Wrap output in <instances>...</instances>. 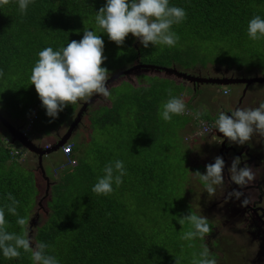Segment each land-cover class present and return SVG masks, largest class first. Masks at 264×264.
I'll return each instance as SVG.
<instances>
[{"label": "trees", "instance_id": "16d2710c", "mask_svg": "<svg viewBox=\"0 0 264 264\" xmlns=\"http://www.w3.org/2000/svg\"><path fill=\"white\" fill-rule=\"evenodd\" d=\"M105 4L106 0H33L26 14H21L17 0H10L8 5L0 6V71H3L0 85L5 74L8 84H21L19 80L7 78V74L16 71L28 78L41 50L45 47L59 50L71 40L79 41L83 37L84 27L102 36L105 44L104 55L107 57L104 64H107V68L112 67L110 72L126 69L137 62L165 64L168 51L159 50L153 45L151 48L138 46L130 34L122 46L110 41L95 21L97 11ZM169 4L184 8L187 14L183 22L172 26V31L179 36L178 45L185 44L192 51L199 50L201 45L209 51L218 46L227 52L232 51L235 55L227 63L236 64L234 69L240 71L241 75H245V72L240 69L263 64L259 47H264V39L251 40L247 35V25L255 15L264 18V0H169ZM198 61L212 63L204 57ZM200 65L204 64H198L196 69ZM174 66L175 64L172 67ZM179 66L182 69L192 68L187 64ZM143 70L144 73H139L137 79L149 78L148 82L143 80L145 85H139L138 80L136 86H131L132 83L125 80L108 84V87L111 92L114 86H123L124 90L119 91L126 98L123 106L132 109L144 128V134L149 137V141L154 142L157 137L154 131L155 123H158L157 107L170 98L167 90L175 81L181 86L177 89L181 97L185 84L177 81V78L188 80L174 74L169 75L170 73L166 75L173 78L147 76V72L155 69ZM177 70L181 71L179 68ZM254 71L258 72L256 69ZM194 84L189 92L192 100L203 93L197 87L199 83ZM127 87L131 90L127 91ZM120 94L109 99L110 102L105 105L113 110L118 105L120 109ZM76 107L77 104L72 105L70 112L77 111ZM1 110L0 113L14 124L7 113ZM78 146L74 143L72 152L75 153L70 154L75 163L72 166L70 164L67 174L63 172L52 186L51 195L46 201L49 213L43 222L34 225L31 215L39 190L37 179L32 171L13 158L10 146L0 138V207L11 203L7 199L9 193L20 202L17 212L20 217L30 219L29 235L33 238L32 246L37 242L48 244L46 254L55 256L59 264H176L179 255L170 238L164 232L145 224L146 213L135 211L127 205L125 189L119 193L113 183L114 191L107 196L92 192L95 179L84 174L85 164L79 166L76 157ZM152 150L160 153L161 157L160 146L150 147L147 153L141 148L144 155L142 160L129 157V169L136 181L142 185V192L135 193L134 196L141 203L167 204L166 173L170 170L168 165L157 162L160 158L157 159L151 153ZM199 167L203 168L201 173L206 170L204 163L199 162ZM196 212L195 214L200 215ZM5 216L8 221L6 230L21 234L23 230L16 223L17 216L8 213L6 208ZM164 216L165 213L155 214L153 219ZM201 245L198 246L199 253L207 247L204 243ZM213 245L222 251L223 245L218 241H213ZM20 251L19 258L9 260L0 250V264H33L31 253L22 249ZM216 256L215 252L209 251L210 258L216 259Z\"/></svg>", "mask_w": 264, "mask_h": 264}, {"label": "rangeland", "instance_id": "374dc122", "mask_svg": "<svg viewBox=\"0 0 264 264\" xmlns=\"http://www.w3.org/2000/svg\"><path fill=\"white\" fill-rule=\"evenodd\" d=\"M130 36L136 41L138 46L142 45L137 38L133 37L131 34ZM179 42L180 41H178L174 47L156 45V48L158 47L159 50L164 49L168 51V54H166V59H164L165 64L152 65L171 68L173 64H175L176 69L179 68L185 73H190L199 77H213L214 75L221 77L225 75V77L229 76L230 78H235L241 75L240 71L234 69L236 64L232 65L231 62L227 63L228 60L232 58V55H235L234 52H227L220 46L216 49L211 48L209 51L203 45L200 47L201 50L192 51L191 49H187L185 44L178 45ZM148 48H151V44ZM259 51L261 52L260 59L263 64H253L250 66L254 67L242 68L240 69L242 72L244 71L245 74L249 75L256 73L264 76V47H259ZM201 57H204L205 60L209 59L212 63L199 62L198 60ZM179 64H187L192 68L182 69ZM198 64L204 65H200L198 69H196ZM103 66L106 67L107 64ZM143 69L133 70L109 84H117L121 81L128 80L132 83L131 86H136L139 80V85H145L146 80L147 82L150 80L149 78L137 79L139 73H144ZM255 69L258 70V72H255ZM117 71L118 69L115 70V72ZM115 72H110V75ZM228 73L229 75H227ZM166 74L168 73L155 70L147 72L145 75L173 78V76H167ZM4 76L6 77V74ZM5 77L0 85V108L7 113L9 118L20 119V123L25 124V127L19 129L27 133L26 136L36 145L42 148H44L45 145L52 146L51 144L57 142L65 135L68 124L72 122L75 115V111L72 113L70 112L72 105L65 108V110L59 114V117L53 120L46 115V110L42 107V102L38 97L35 86L31 84L30 76L27 78L25 74L17 73L16 71L8 73L7 78L22 82L16 85L8 84ZM143 80H145V82ZM176 80L185 84L182 89L183 94L181 97L177 92V89L181 88L178 82L175 81L172 83L170 89H172L173 96L184 100L186 112L183 115H173L171 121H164L159 115L161 106L164 103L163 101V103L157 107L156 120L158 123H155L156 130L154 129L157 137L154 142L149 141V137L144 134V128L140 125L138 117L134 116L132 109H126L123 106V102L126 98L119 93L121 89L124 90L121 85L118 86V88L114 86L112 89L113 91H111L112 97L114 98H116L117 94H120V109L118 105L114 110L111 109L108 105H105L108 104L110 100L99 96L82 114L77 124L78 127L71 132L65 144L71 142V144L77 143L79 145L76 154L79 166L85 164V167L83 166L84 174L89 178L95 179V183L99 177L104 175L103 169L107 164L115 162L116 160L123 161L127 174L122 177L123 183L120 186L117 187L115 185L116 191L120 193L125 189V201L128 202L127 205L135 211L146 213L145 224L164 232L168 238H170L169 240L174 250L179 255L177 260L178 264H194V261L199 260L200 253L198 246H202V243L208 247L209 251L215 252L217 254L215 260H219L222 254L215 250L213 246V241L215 240H211V238L214 235L220 238L221 241L222 238L225 237L226 241L224 245L227 249L231 247L229 240L231 238L233 239L232 241L236 246L231 247L233 249L232 252L239 249L241 253V257L238 258V260H240L239 264L242 262L246 264L262 263L261 254L256 260L259 249L257 250L254 241L248 236V232L253 231L255 226L251 225L249 228H242V231L240 230L242 233H239V235L235 230L232 232L229 230L228 232L224 228L227 227L225 224L231 221L230 219L237 220L239 219L238 216L244 213L241 211L240 207L238 208L239 213H236L235 210L232 209L234 208L232 206L233 200H230L225 204L226 208L230 211L227 212L229 216L219 214L216 207L217 202L216 200L214 201V199H218V194L221 193L224 184L215 186V195L209 196L204 189V185L195 175V172L197 170L201 171L202 168L199 167V162L202 164L204 163L205 166L209 163H214L211 156L213 154L215 156L217 155L220 142L223 138L221 134L217 135L214 133L211 135L205 132L202 136L204 140L199 138L195 140L194 135H197L196 132L202 130L205 124H210V128H212L214 126V121L218 118L217 114L221 111L220 107L226 106L227 109H231L234 106L235 100L241 93V88L238 85L220 84L218 89L222 86H227L231 89L230 94L225 96L218 90L219 92L215 96H212L213 91L215 94V88H217V86L212 87L210 84H198L197 87L205 95L200 93L192 100L190 99L189 93L192 88L191 86H193L192 83L178 78ZM130 90L131 88L127 87V91ZM249 90L250 91L246 93L247 98L245 102L238 105L240 106L239 108H255L259 106L261 100L264 101V82L251 83ZM224 100H226V102H224ZM81 103L82 102L77 103L75 110H78ZM1 109L0 112L2 111ZM94 110L96 111L94 112ZM197 113H201L202 115L197 118ZM215 131L218 132V130ZM0 134L2 141L10 146L13 158L18 160L24 168L32 171L37 179L39 190L36 195V203L31 216L34 225L40 224L49 213L46 201L51 195L52 186L60 179L63 172L67 174V167H71L73 164L70 166L69 162L67 163L66 157L62 154L61 150L52 151L48 155L43 156L41 161L40 159L38 160L35 155L27 151L20 144L12 142V137L1 124ZM253 139L256 142L260 141V136L254 134L252 140ZM261 141L264 142V138H262ZM158 146H160L162 152L161 157H159L160 153L155 152V150H152L151 153L157 159L160 158L157 162L168 165V170H170V172L166 173L168 184L166 189L167 204L157 203L154 205L151 203H141L135 198V193L142 192V185L136 181V177L132 175L129 169V157L142 160L144 155L141 152V148L147 153L150 147L158 148ZM206 146H208V149H206L207 151L201 152L202 150L200 149H205ZM211 149H213V151H210ZM235 150L237 152L240 151L239 148H235ZM257 152L264 158V145L259 147ZM73 153L75 152H71V154ZM242 156L246 157V159L243 160H248L244 152L239 157L242 159ZM57 163L58 166L56 167ZM245 164L249 166L250 162H245ZM205 172L206 170H202V173ZM258 180L254 181L252 184L256 185L259 183ZM224 183H227V181L225 180ZM228 190L230 192L232 189ZM255 192L257 191L253 190V193ZM255 195L258 194L255 193ZM260 201L261 200H257L256 202L260 203ZM261 203L264 204V198ZM196 211H198L200 215L206 216L212 227V232L206 235L204 239L198 238L200 242L196 238L190 240L183 239L182 236L190 229V225L185 222V224L181 226L177 219V217H182L190 213H197ZM160 213H165L166 216L153 219V215ZM235 215L237 217H235ZM162 228H168V230L166 231ZM225 258L227 259L225 264H229V261H232L227 253H225Z\"/></svg>", "mask_w": 264, "mask_h": 264}, {"label": "clouds", "instance_id": "9594fccd", "mask_svg": "<svg viewBox=\"0 0 264 264\" xmlns=\"http://www.w3.org/2000/svg\"><path fill=\"white\" fill-rule=\"evenodd\" d=\"M21 14H26L27 8L33 0H17ZM10 0H0V6H6ZM186 11L182 7L170 6L169 0H106L95 16L96 25L108 39L118 46L125 43L131 34L137 38L144 48L149 45H165L174 47L179 36L172 31V26L180 24L186 19ZM247 35L253 40L264 39V18L255 15L247 25ZM104 40L96 31L84 27L82 39L71 40L67 46L59 50L45 47L38 53L39 59L31 69L30 81L46 110V115L53 120L69 105L80 102L87 103L93 96L99 95L105 99H114L109 91L108 80L110 71L103 66L107 57L104 55ZM3 76V71H0ZM225 96L231 89L222 86L219 89ZM169 99L161 106L159 115L164 121H171L173 115H183L186 112V104L182 98L172 96V90L168 89ZM202 114L197 113V118ZM218 130L227 138L230 144L245 145L252 140L254 134L264 137V102L255 108H236L231 115L220 111L212 128H203L197 135H204ZM65 153H71V145L65 147ZM225 160L221 156L214 158V163L206 165V172H195L196 177L204 185L209 196H214L216 187L225 181ZM104 175L99 177L92 188L97 195H109L113 189V183L118 187L123 183L122 177L126 170L121 160L110 162L103 169ZM229 178L238 186L227 193L226 202L239 200L241 207L248 205L243 189L255 179L251 168L244 164L241 166V157L232 159L228 168ZM241 197H244L241 199ZM7 199L11 202L0 207V250L6 259L19 258L21 249L31 253L33 264H59L57 258L46 254L49 245L43 242L35 243L33 247L32 237L29 235L30 219L20 217L17 212L19 201L9 193ZM7 212L17 216L16 223L23 230L21 234L10 233L6 230L8 221ZM181 226L187 222L190 229L182 236L190 240L199 237L204 239L212 232L208 218L203 215L190 213L177 217ZM176 264L178 261L176 260ZM194 264H217L214 258L209 257L207 247L200 253V259Z\"/></svg>", "mask_w": 264, "mask_h": 264}, {"label": "flooded vegetation", "instance_id": "af4514ba", "mask_svg": "<svg viewBox=\"0 0 264 264\" xmlns=\"http://www.w3.org/2000/svg\"><path fill=\"white\" fill-rule=\"evenodd\" d=\"M233 75H235V74H233ZM238 77L239 76H236L235 78H238ZM189 82H191V81H189ZM244 86H245V84H244ZM98 97H99V95H96L93 98V100L89 103V105L86 107V109L83 111V113L87 110V108ZM83 103L84 102L81 103L80 107L82 106ZM80 107L78 108V110L80 109ZM239 107L240 106H237L236 108H239ZM78 110L75 111V115H74L73 119L75 118ZM73 119H72V121H73ZM70 124H68V127ZM77 127L78 126H76V128ZM214 133H216L217 135L221 134V133H219V131L217 132L215 130H213V132H211L209 134L212 135ZM202 136L203 135H196L197 138L204 140V139H202ZM221 136H223V135L221 134ZM219 147L220 148L217 151L216 156L219 155L225 160V168H226L228 179L226 180L227 183H223L224 188L222 189L221 193L218 194V199H214V201L216 200V202H217L216 203L217 211L219 212L220 215L229 216V214H227V212H230V211L225 206V204L228 201L226 202L225 197L227 196V193L229 192L228 189L238 188V186L231 182V180L229 178L228 168L231 165L232 159L237 157V156H241V154L244 152L247 155L248 160H243L246 157L242 158L241 159V166H243L245 164V162H250V165L248 167L251 168L252 172L255 175V179L250 181L247 184V186H245L243 189H241V191L244 192L245 197L249 200V203L247 206L241 207L240 201L233 199L232 206L234 208H232V209H234L236 213H239L238 208L240 207L241 211L246 213V214L241 213L238 216L239 219H237V220L230 219L231 221H228L227 224H225L227 227H224V228L228 232H229V230L231 232L235 230L236 233H238V235H239V233H242V232H240V230L242 231V228H246V227L249 228L251 225L255 226V229L253 231L248 232V236L250 239H252L254 241V244L256 245L257 250L259 249L256 260L258 259V256L260 254L262 255V263L258 262L256 264H264V204L261 203L262 199L264 198V158L262 157L261 154H259V152H257L258 148L260 147V143H259V141H257V142L250 141V142H248V144H245V145L230 144V143H228L227 138L223 137V140L220 142ZM235 148H239L240 151L237 152L235 150ZM206 149H208V146H206L205 149H200V150H202L203 152H206L207 151ZM210 151H213V149H211ZM216 156L213 154L211 156L212 160H214V158ZM257 180L259 181V183H257L256 185H253L252 183L254 181H257ZM227 186H228V189H227ZM253 190L257 191L255 193H257L258 195H255V193H253ZM243 198L244 197H241V199H243ZM257 200H261L260 203H257L256 202ZM232 206H230V207H232ZM235 217H237V216L235 215ZM211 240H216L220 244L223 245L222 251H219V250H217L216 247H214L215 250H217L219 253L222 254L221 258L219 260H216L218 262V264H225V261L227 260L225 258V253H227L228 257L232 260V261H229V264H239L240 260H238V258L241 257V253H240L239 249H237L235 252H232L233 249L231 247L236 246L234 244V242L232 241L233 240L232 238L229 240V243L231 245V247L229 249L225 248V245H224V242L226 241L225 237L222 238L223 243H222L220 238L216 237V235H214L211 238ZM216 258H217V256H216ZM241 264H246V263L242 262Z\"/></svg>", "mask_w": 264, "mask_h": 264}, {"label": "water", "instance_id": "95a60500", "mask_svg": "<svg viewBox=\"0 0 264 264\" xmlns=\"http://www.w3.org/2000/svg\"><path fill=\"white\" fill-rule=\"evenodd\" d=\"M140 68L144 69H155V70H162L166 73L174 74L178 77H182L184 79H187L191 82H197V83H210V84H230V83H237V82H244L245 88L249 83L252 81H263L264 77H254V78H230V77H199L192 75L190 73H185L183 71L177 70L175 67H161L157 65L147 64V63H140L137 62L133 66H130L126 69L118 70L117 72L110 75V78L108 80V84L112 82L113 80H116L117 78ZM245 88L243 91H245ZM95 96L91 98V100L87 103H83L80 109L78 110L75 118L69 125L65 135L60 138L55 144L52 146H48L47 148H42L38 145H36L28 136H26L27 133H24V131H21L19 127H16L13 125L9 120H7L2 114H0V124L4 126V128L8 131V134L12 137V142H17L20 144L23 148H25L27 151L31 152L32 154L36 155L38 160L40 161L43 159V156L48 155L52 151H57L59 148L68 140V138L71 135V132L76 128L77 124L79 123L83 111L86 109V107L89 105V103L93 100ZM41 167V163H40ZM43 172V170H42Z\"/></svg>", "mask_w": 264, "mask_h": 264}, {"label": "crops", "instance_id": "0c3cea01", "mask_svg": "<svg viewBox=\"0 0 264 264\" xmlns=\"http://www.w3.org/2000/svg\"><path fill=\"white\" fill-rule=\"evenodd\" d=\"M245 74V73H244ZM195 76H197V75H195ZM213 77H218L217 75H214ZM222 77H225V75H223V76H221V77H219V78H222ZM227 77H229V76H227ZM254 77H264V76H261V75H259V74H256V73H253L252 75H249V74H245V75H240L238 78H245V79H249V78H254ZM254 82H264V80L263 81H252L251 83H254ZM193 84V86L195 85L194 83H197V82H192ZM251 83H249L248 85H247V87L245 88V86H244V82H237V83H230V84H228V85H238V86H240V88H241V93H240V95H239V97H237V99L235 100V102H234V106L231 108V109H227V107L225 106V107H220V110L221 111H224L225 113H228L229 115H231V111H233V110H235L236 109V107L238 106V105H241L243 102H245V100H246V98H247V95H246V93H247V91H250L249 90V86L251 85ZM199 84H210V83H199ZM212 87H214V86H217V88H215V94H214V91H213V95L212 96H215L220 90L218 89L219 87L218 86H220V85H216V84H210ZM193 86H191V87H193ZM243 88H245L246 90L245 91H243L244 89ZM193 89V88H192ZM219 90V91H218ZM221 93V92H220ZM222 94V93H221ZM245 94V95H244ZM208 96V95H207ZM244 97H245V99H244ZM215 99V98H214ZM224 102H226V100H224ZM261 102H264L263 100H261ZM260 102V103H261ZM259 103V104H260ZM219 114V113H218ZM217 114V115H218ZM11 121L13 122H17V123H14L15 124V126L16 127H19V128H21V127H25V124L24 123H20V121H19V119H16V120H12V118H11ZM13 124V125H14ZM188 127H189V125H188ZM189 130H190V128H189ZM23 131V130H22ZM197 133V132H196ZM222 134V133H221ZM223 135V134H222ZM260 136V135H259ZM222 138H223V136H221ZM194 138H195V140L196 139H198L197 137H196V135H194ZM262 138H264V137H261L260 136V141H259V143H260V147H262L263 145H264V142H262L261 140H262ZM252 142H256L254 139L253 140H251ZM56 143V142H55ZM55 143H53V144H55ZM229 143V142H228ZM53 144H51V145H53ZM215 144H216V142H215ZM214 144V145H215ZM50 147V146H49ZM61 148H59V150H60ZM230 150V149H229ZM242 151V150H241ZM236 156V155H235ZM242 158H245V157H243L242 156ZM246 159V158H245ZM224 176H225V180H227L228 179V176H227V172H226V168L224 169Z\"/></svg>", "mask_w": 264, "mask_h": 264}, {"label": "built area", "instance_id": "2783aa9c", "mask_svg": "<svg viewBox=\"0 0 264 264\" xmlns=\"http://www.w3.org/2000/svg\"><path fill=\"white\" fill-rule=\"evenodd\" d=\"M205 127H206V128H210V124H205ZM205 127H204V128H205ZM64 144H65V143H64ZM64 144L60 147V148H61L60 150H61L62 154L66 157L67 163L69 162V164L72 165V164L75 163V160L70 158V154H71V153H70V154H66V153H65V147L68 146V145H71V152H72L73 144H71V142H68V143H66L65 145H64ZM48 146H49V145H45L44 148H47Z\"/></svg>", "mask_w": 264, "mask_h": 264}]
</instances>
